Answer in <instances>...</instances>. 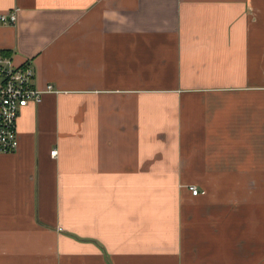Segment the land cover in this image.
<instances>
[{"label":"crops","instance_id":"crops-1","mask_svg":"<svg viewBox=\"0 0 264 264\" xmlns=\"http://www.w3.org/2000/svg\"><path fill=\"white\" fill-rule=\"evenodd\" d=\"M14 8L0 56L57 92L0 154V264H264V0Z\"/></svg>","mask_w":264,"mask_h":264},{"label":"built area","instance_id":"built-area-1","mask_svg":"<svg viewBox=\"0 0 264 264\" xmlns=\"http://www.w3.org/2000/svg\"><path fill=\"white\" fill-rule=\"evenodd\" d=\"M19 8L0 14V23L15 25L18 21ZM37 71L28 60L16 65L11 56H0V154L17 152L20 146L18 118L23 108L38 104L43 95L57 92L52 85L40 88L36 85ZM57 150L52 151L56 156ZM194 196L201 192L196 186H190Z\"/></svg>","mask_w":264,"mask_h":264}]
</instances>
